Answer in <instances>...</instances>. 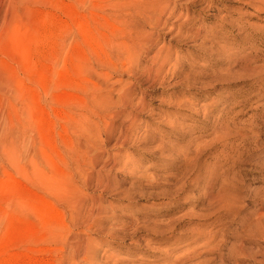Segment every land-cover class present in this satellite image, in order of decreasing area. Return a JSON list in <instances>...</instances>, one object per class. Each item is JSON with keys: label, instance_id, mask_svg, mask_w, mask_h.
Instances as JSON below:
<instances>
[{"label": "rangeland", "instance_id": "1", "mask_svg": "<svg viewBox=\"0 0 264 264\" xmlns=\"http://www.w3.org/2000/svg\"><path fill=\"white\" fill-rule=\"evenodd\" d=\"M3 77L0 264H264V0H0Z\"/></svg>", "mask_w": 264, "mask_h": 264}, {"label": "bare ground", "instance_id": "2", "mask_svg": "<svg viewBox=\"0 0 264 264\" xmlns=\"http://www.w3.org/2000/svg\"><path fill=\"white\" fill-rule=\"evenodd\" d=\"M4 76V75H3ZM7 76V75H6ZM14 77V76H13ZM4 78V79H3ZM2 79L0 78V82L2 83H4V84H7V85H11V84H14V83H12L10 80H8V79H6L5 77H3ZM15 78V77H14ZM22 78V77H21ZM11 80H13V79H11ZM21 80V79H20ZM24 83H25V81H24ZM7 85H5V86H7ZM16 85V84H15ZM2 86V85H1ZM4 86V87H5ZM22 86V85H21ZM9 87V86H8ZM7 88V87H6ZM9 89H11V87L9 88ZM16 90H18V88L16 89ZM20 91L19 92H22V90H23V88H22V90L21 89H19ZM24 90H25V87H24ZM27 91V90H26ZM1 92V91H0ZM16 92H18V91H16ZM24 94V93H23ZM26 95V94H25ZM19 97V96H18ZM13 100V99H12ZM13 105V104H12ZM24 107H26V106H24ZM35 107V106H34ZM14 111V110H13ZM8 114V113H7ZM12 116V115H11ZM16 116V115H15ZM17 117V116H16ZM9 120H10V118H8ZM8 120V121H9ZM13 125H14V123H13ZM26 125V124H25ZM24 127H26V126H24ZM24 129H26V128H24ZM11 130H12V128H11ZM10 134H11V132H10ZM8 135H9V133H8Z\"/></svg>", "mask_w": 264, "mask_h": 264}]
</instances>
